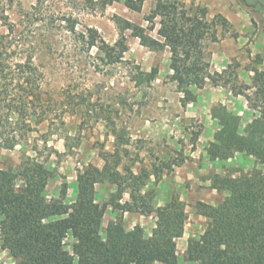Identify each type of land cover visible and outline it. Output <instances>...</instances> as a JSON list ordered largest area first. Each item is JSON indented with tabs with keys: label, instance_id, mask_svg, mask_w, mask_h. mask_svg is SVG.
Here are the masks:
<instances>
[{
	"label": "trees",
	"instance_id": "16d2710c",
	"mask_svg": "<svg viewBox=\"0 0 264 264\" xmlns=\"http://www.w3.org/2000/svg\"><path fill=\"white\" fill-rule=\"evenodd\" d=\"M143 1L123 3L140 11ZM12 2L0 0V22L18 48L22 46L20 36L13 34L14 25L7 14ZM145 20L147 27L114 16L119 31L116 42L110 45L99 39L95 29H89L88 47H96L103 55L101 61L106 59L107 64L122 63L128 50L125 31H130L151 50L168 47L170 80L182 93V107L195 102L196 90L211 83L229 87L234 96H243L252 111V119L241 127V117L226 105L218 103L211 108L218 128L205 149L209 160L226 161L237 153L253 158L259 167L238 175L213 173L209 177L210 187L224 196L217 204L196 202L197 213L207 220L206 227L201 234L188 238L184 260L189 264H264V70L252 68L250 84L235 82L228 69L211 71L204 43L216 40L218 27L226 29L229 21L221 14L209 17L205 7L189 8L181 0H155ZM154 30L158 38L150 34ZM5 38L8 34L0 35V111H5L0 112V128L15 124L21 129L0 132V146L12 149L32 129L31 122L37 125L50 120V125H56L55 119L61 124L63 120L33 110L42 100V72L35 63L34 50L13 62L8 52L12 43ZM261 62L258 55L257 63ZM134 69L131 79L137 86H150L157 79L156 66L149 71L139 66ZM103 119L114 138L113 149L98 152L101 167L88 164L77 171L73 201H66L65 184L56 199L45 193L47 182L54 176L45 160L52 153L58 154L51 147L44 159L35 146V154L26 156L19 165L0 168V241L14 264H178L176 240L184 234L188 217L185 204L176 196L163 205L155 204L148 182L151 177L159 181L164 168L179 163L161 160V165L140 166L133 171V164L125 160L129 134L110 114ZM62 138L69 151L72 137ZM98 183L114 186L107 202L96 201ZM125 194L127 200L123 199ZM108 206L121 213L154 216L150 234L145 235L140 225L125 229L120 218L110 220L102 231Z\"/></svg>",
	"mask_w": 264,
	"mask_h": 264
},
{
	"label": "rangeland",
	"instance_id": "374dc122",
	"mask_svg": "<svg viewBox=\"0 0 264 264\" xmlns=\"http://www.w3.org/2000/svg\"><path fill=\"white\" fill-rule=\"evenodd\" d=\"M123 1L13 0L7 14L14 25L13 34L20 36L16 38L22 46L15 48L17 41H10V34L1 22L0 35L8 34L5 40L12 43L8 52L13 62L34 50L35 63L42 72V100L33 110L49 118L61 116L63 124L60 119H55L56 125H50V120L37 125L31 122L32 129L23 133L14 148L0 146V168L19 165L26 156L35 154L32 150L35 146L44 159L51 147L58 154L52 153L45 160L54 173L45 193L56 199L65 184L66 201H73L77 171L88 164L101 167L103 161L98 152L113 149L114 138L103 119L110 114L131 138L125 160L133 164V171L140 166L161 165V160L179 163L171 165V169L164 168L159 181L151 177L148 186L157 205H163L172 196L184 202L188 217L183 236L176 240V249L178 264H189L184 260L187 240L201 234L207 222L197 213L196 202L217 204L224 196L210 187L209 177L213 173L238 175L259 167L253 158L237 153L226 161L209 160L205 149L218 128L211 117V108L218 103L226 105L241 117V127L252 119V111L243 96H234L229 87L211 83L196 90L195 102L182 107V93L170 80L168 47L151 50L141 45L130 31H125L128 50L124 61L116 64L101 61L103 55L98 49L88 47L89 29H95L99 39L112 45L119 38L114 16L144 27L149 25L145 18L155 0H144L140 11L129 9ZM181 1L189 8L205 7L209 17L221 14L227 18L229 25L224 30L218 27L217 39L205 41L206 59L211 71L228 69L233 72L235 82L250 84L251 69L264 70V0ZM150 34L158 38L156 30ZM258 55L262 58L260 64ZM135 66L146 71L156 66L157 79L150 86H137L131 79ZM20 129L7 124L0 132L7 134ZM63 135L72 137L69 151ZM95 190L96 201L100 203L107 202L115 192L109 183H98ZM123 199L127 200L128 195ZM116 218L121 219L125 229L142 226L145 235L150 234L155 222L152 215L121 213L108 206L101 230ZM0 264H14L1 241Z\"/></svg>",
	"mask_w": 264,
	"mask_h": 264
},
{
	"label": "crops",
	"instance_id": "0c3cea01",
	"mask_svg": "<svg viewBox=\"0 0 264 264\" xmlns=\"http://www.w3.org/2000/svg\"><path fill=\"white\" fill-rule=\"evenodd\" d=\"M238 96H240V95H238ZM246 100V99H245Z\"/></svg>",
	"mask_w": 264,
	"mask_h": 264
}]
</instances>
